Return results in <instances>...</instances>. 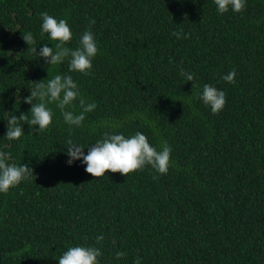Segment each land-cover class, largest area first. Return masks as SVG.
<instances>
[{
  "label": "trees",
  "instance_id": "trees-1",
  "mask_svg": "<svg viewBox=\"0 0 264 264\" xmlns=\"http://www.w3.org/2000/svg\"><path fill=\"white\" fill-rule=\"evenodd\" d=\"M44 12L68 21L72 49L91 29L99 53L88 75L32 52L55 51ZM55 75H71L96 109L75 128L48 104L49 130L22 121L25 135L7 140L9 116L30 120L25 99ZM205 84L226 93L218 114L199 99ZM137 131L171 147L167 175L146 166L93 178L82 161L67 164L68 139L86 155L105 133ZM0 150L34 175L0 193V264H58L75 246L99 248V264H264V0L224 14L214 0H0Z\"/></svg>",
  "mask_w": 264,
  "mask_h": 264
},
{
  "label": "clouds",
  "instance_id": "clouds-1",
  "mask_svg": "<svg viewBox=\"0 0 264 264\" xmlns=\"http://www.w3.org/2000/svg\"><path fill=\"white\" fill-rule=\"evenodd\" d=\"M217 11L220 14L227 13L230 9L234 13H243L246 10V0H214ZM41 35L48 34L49 39L55 43V51L48 45H43L37 53L33 47L32 52L42 58L48 65H58L68 59L69 71L88 75L92 70V61L99 53L97 41L89 28L80 37L79 47L72 49L67 47L72 40V31L66 19L57 20L47 12L41 14ZM95 21H91L94 24ZM174 36L180 38V33L174 32ZM187 38V37H185ZM24 42L35 44L33 35L29 32L23 35ZM181 75L186 81H194L195 74L181 70ZM236 71L231 70L223 75L221 79L229 84H235ZM192 88L198 87L191 83ZM34 88L25 103L31 105V119L28 115L21 114L19 117L10 115L7 123L6 138L9 141L19 140L24 136L22 121H27L35 133L49 130L53 121L52 109L47 105L55 103L60 109L64 122L70 127L80 128L83 126L86 114L93 112L97 105L87 102L80 94L77 83L71 75H55L43 82L34 83ZM199 99L208 106L212 114L220 113L226 105V93L210 84L203 85L202 93H198ZM34 98L39 103L33 104ZM81 109L79 114L72 110L77 106ZM134 118V117H132ZM142 118V117H141ZM131 119V118H130ZM118 127L119 125H111ZM67 164L72 165L74 161H82L86 165L85 172L93 178L105 177V173H119L129 176L132 173L143 170L146 166L151 167L159 175H167L171 165V147L166 142H161L159 150L150 144L148 137L142 132H135L131 136L123 133H105L101 140L87 147L85 155L84 147L75 143L72 139L66 141ZM11 153L0 150V193L7 194L11 189L22 182L32 179L33 170L28 165L17 166L10 163ZM154 176L153 179H157ZM97 243L102 241L103 236H98ZM102 255L101 250L94 246H75L68 248L59 258L58 264H99L98 258ZM125 253L117 252V259H121ZM134 264H141L137 258Z\"/></svg>",
  "mask_w": 264,
  "mask_h": 264
},
{
  "label": "water",
  "instance_id": "water-1",
  "mask_svg": "<svg viewBox=\"0 0 264 264\" xmlns=\"http://www.w3.org/2000/svg\"><path fill=\"white\" fill-rule=\"evenodd\" d=\"M17 99H19V98H17Z\"/></svg>",
  "mask_w": 264,
  "mask_h": 264
}]
</instances>
